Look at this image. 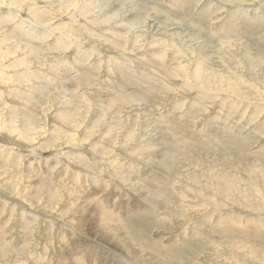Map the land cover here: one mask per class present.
I'll list each match as a JSON object with an SVG mask.
<instances>
[{
  "label": "rangeland",
  "instance_id": "obj_1",
  "mask_svg": "<svg viewBox=\"0 0 264 264\" xmlns=\"http://www.w3.org/2000/svg\"><path fill=\"white\" fill-rule=\"evenodd\" d=\"M263 176L264 0H0V264H264Z\"/></svg>",
  "mask_w": 264,
  "mask_h": 264
},
{
  "label": "bare ground",
  "instance_id": "obj_2",
  "mask_svg": "<svg viewBox=\"0 0 264 264\" xmlns=\"http://www.w3.org/2000/svg\"><path fill=\"white\" fill-rule=\"evenodd\" d=\"M104 1V0H103ZM176 1V0H175ZM132 3V2H131ZM143 3V2H142ZM174 3V2H173ZM103 4V3H102ZM147 4V3H146ZM114 5V4H113ZM145 5V4H144ZM153 5V4H152ZM52 6V5H51ZM106 6V5H105ZM120 6V5H119ZM132 6H133V4H132ZM135 6V5H134ZM46 7V6H45ZM122 7V6H121ZM130 7V6H129ZM137 7V6H136ZM120 8V7H119ZM227 8V7H226ZM104 9V8H103ZM127 9V8H126ZM146 9V8H145ZM68 10V9H67ZM150 11V10H149ZM143 12V11H142ZM145 12V11H144ZM120 13V12H119ZM146 13V12H145ZM142 15V14H141ZM140 15V16H141ZM115 16V15H114ZM20 17V16H19ZM246 17V16H245ZM58 18V17H57ZM136 18V17H135ZM163 18V17H162ZM224 18V17H223ZM113 19V18H112ZM116 19V18H115ZM134 19V18H133ZM139 19V18H138ZM137 19V20H138ZM28 20V19H27ZM144 20V19H143ZM254 20V19H253ZM139 21V20H138ZM147 21V20H146ZM113 22V21H112ZM27 23V22H26ZM142 23V22H141ZM140 23V24H141ZM251 23V22H250ZM145 24V23H144ZM106 25V24H105ZM104 25V26H105ZM124 25V24H123ZM134 25V24H133ZM100 26V25H99ZM38 29V28H37ZM125 29V28H124ZM183 30V29H182ZM48 31V30H47ZM173 31V30H172ZM53 32V31H52ZM185 32V31H184ZM110 33V32H109ZM125 33V32H124ZM111 34V33H110ZM153 34V33H152ZM127 35V34H126ZM124 36V35H123ZM162 36V35H161ZM39 37V36H38ZM61 38V37H60ZM126 39V38H125ZM161 39V38H160ZM65 40V39H64ZM70 40V39H69ZM109 40V39H108ZM159 40V39H158ZM163 40V39H162ZM111 41V40H110ZM137 42V41H136ZM144 42V41H143ZM164 42V41H163ZM174 42H176V41H174ZM109 43V42H108ZM161 43H162V41H161ZM110 44V43H109ZM166 44V43H165ZM255 44V43H254ZM89 45V44H88ZM134 46V45H133ZM261 46V45H260ZM4 47V46H3ZM18 47V46H17ZM127 47H128V45H127ZM184 47V46H183ZM112 49V48H111ZM178 49V48H177ZM207 49V48H206ZM205 49V50H206ZM196 50V49H195ZM210 50V49H209ZM209 52V51H208ZM25 53V52H24ZM248 53V52H247ZM155 54V53H154ZM31 57V56H30ZM148 57H149V55H148ZM11 58V57H10ZM69 58V57H68ZM152 60V59H151ZM195 60V59H194ZM128 61V60H127ZM147 61V60H146ZM156 61V60H155ZM154 61V62H155ZM249 61V60H248ZM160 63V62H159ZM251 63V62H250ZM7 64V63H6ZM143 64V63H142ZM193 71H194V69H193ZM262 72V71H261ZM141 73V72H140ZM246 84V83H245ZM132 85V84H131ZM144 85V84H143ZM230 86V85H229ZM68 88V87H67ZM153 89V88H152ZM84 90V89H83ZM230 90V89H229ZM138 92V91H137ZM230 92V91H229ZM201 93V92H200ZM202 94V93H201ZM207 94V93H206ZM41 95V94H40ZM94 96V95H93ZM235 96V95H234ZM33 98V97H32ZM12 100V99H11ZM227 100V99H226ZM111 101V100H110ZM9 102V101H8ZM103 102V101H102ZM235 103V102H234ZM108 104V103H107ZM255 105V104H254ZM112 110V109H111ZM31 111V110H30ZM100 112V111H99ZM29 113V112H28ZM112 114V113H111ZM138 115V114H137ZM26 118V117H25ZM34 119V118H33ZM108 119V118H107ZM120 119V118H119ZM121 123V122H120ZM74 126V125H73ZM76 127V126H75ZM27 129V128H26ZM137 129V128H136ZM150 130V129H149ZM160 132V131H159ZM146 133V132H145ZM164 135V134H163ZM95 136V135H94ZM147 136H148V134H147ZM159 136V135H158ZM171 136V135H170ZM92 137V136H91ZM163 137V136H162ZM161 138V137H160ZM166 138V137H165ZM171 138V137H170ZM164 139V138H163ZM178 139V138H177ZM68 142V141H67ZM82 143V142H81ZM219 143V142H218ZM37 144V143H36ZM155 144V143H154ZM171 147V146H170ZM30 148V147H29ZM171 150V149H170ZM64 151V150H63ZM124 152V151H123ZM126 152V151H125ZM162 156V155H161ZM166 158V157H165ZM59 159V158H58ZM163 162H165V161H163ZM159 164V163H158ZM163 164V163H162ZM158 168V167H157ZM160 168V167H159ZM161 169V168H160ZM171 173V172H170ZM264 177V176H263ZM220 179H218V181H219ZM234 180V179H233ZM235 180H236V178H235ZM242 181V180H241ZM264 181V180H263ZM144 182V181H143ZM147 182V181H146ZM239 182H240V180H239ZM247 183V182H246ZM264 183V182H263ZM152 184V183H151ZM157 184V183H156ZM156 184H155V186H156ZM217 184H218V182H217ZM225 184H227L226 183V180H224L223 179V181H222V183H220V186L222 185V186H226ZM249 184V183H248ZM247 184V185H248ZM239 185V184H238ZM241 185V184H240ZM259 185V184H258ZM152 186V185H151ZM210 186V185H209ZM219 186V187H220ZM234 186H236V185H234ZM195 187V186H194ZM227 187V186H226ZM145 188V187H144ZM150 188V187H149ZM235 188H237V187H235ZM234 188V189H235ZM137 189V188H136ZM141 189V188H140ZM223 189V188H222ZM233 189V188H232ZM231 189V190H232ZM139 190V189H138ZM218 190V189H217ZM229 190H230V188H229ZM229 190H228V192H229ZM254 190V189H253ZM255 190H257V188L255 189ZM152 191V190H151ZM249 191V190H248ZM251 191V190H250ZM250 191H249V193H247L246 194V196H248V194H250ZM45 192V191H44ZM153 192V191H152ZM156 192H157V189H156ZM208 192H210V191H208ZM225 192V191H224ZM232 192V191H231ZM234 192V191H233ZM239 192V191H238ZM142 193V192H141ZM219 193V192H218ZM40 194V193H39ZM144 194V193H143ZM146 195H147V193H146ZM154 195V194H153ZM158 195V194H157ZM219 195H221V194H219ZM228 195V194H227ZM230 195V194H229ZM238 195V194H237ZM244 195V194H243ZM54 196V195H53ZM197 196V195H196ZM254 196V195H253ZM149 197V196H148ZM232 197V196H231ZM251 197V196H250ZM140 198V197H139ZM155 198V197H154ZM216 198V197H215ZM245 198V197H244ZM143 199V198H142ZM156 200V199H155ZM231 200V199H230ZM250 200V199H249ZM16 201V200H15ZM146 201V200H145ZM251 201H252V198H251V200H250V203H251ZM157 202V201H156ZM229 202V201H228ZM253 202V201H252ZM257 202V201H256ZM29 203V202H28ZM153 204V203H152ZM27 205V204H26ZM54 205V204H53ZM214 205V204H213ZM215 207V206H214ZM96 208V207H95ZM144 208V207H143ZM34 210V209H33ZM84 210V209H83ZM98 210V209H97ZM130 210V209H129ZM223 210H225V209H223ZM75 211H76V209H75ZM96 211V210H95ZM101 212V211H100ZM128 213V212H127ZM136 213V212H135ZM134 213V214H135ZM251 213V212H250ZM218 214V213H217ZM102 216V215H101ZM145 216V215H144ZM249 216V215H248ZM259 216V215H258ZM140 217V216H139ZM231 217V216H230ZM239 217V216H238ZM255 217V218H254ZM253 218H245L246 220H247V223H246V226L244 227V228H240L239 230L241 231L240 233H238V235L241 237V236H243V234L245 233V234H248V235H250V236H253V237H250V238H247V239H244V244L245 243H250V242H252V241H257V240H259V241H264V240H260V239H258V238H255V237H259V238H261V239H264V232H261L260 231V228L261 227H264V224L263 223H261V219L259 218L258 220H257V218H256V216H254ZM262 217V216H261ZM128 218V217H127ZM224 218V217H223ZM237 218V217H236ZM65 219V218H64ZM210 219V218H209ZM239 220H241V218L239 217L238 218ZM243 219V218H242ZM262 219H264V218H262ZM76 220V219H75ZM129 220V219H128ZM137 220H138V223L139 224H141V220H142V218H137ZM226 220H227V218L226 219H223L222 220V223L223 224H221V229H220V234L222 235V237H224V238H232L230 241H228V242H226V240L224 239V241L226 242V245H228V246H234L233 245V243L235 244V243H237V240H236V238L234 237V233H235V228H234V226L232 225L233 224V221L235 220V219H232V217H231V224L230 223H226ZM99 221H101V220H99ZM143 221V220H142ZM264 221V220H263ZM137 222V221H136ZM99 223V222H98ZM101 223V222H100ZM135 223V222H134ZM147 223V222H146ZM257 224V225H251V224ZM103 224V223H102ZM131 224H133L132 223V221H131ZM98 225H100L101 226V224H98ZM98 225H96V226H98ZM112 226V225H111ZM250 226H253V228L256 226V227H258L259 228V231L258 232H255V231H251V230H248L247 229V227H250ZM74 227V226H73ZM109 227V226H108ZM152 227V226H151ZM89 229V228H88ZM96 229V228H95ZM98 229V228H97ZM112 229V228H111ZM116 229V228H115ZM152 229V228H151ZM107 230V229H106ZM264 231V230H263ZM196 232V231H195ZM78 233V232H77ZM80 233V232H79ZM103 233V232H102ZM105 233V232H104ZM120 233V232H119ZM197 233V232H196ZM213 233H217V232H213ZM218 234V233H217ZM256 234H259V235H256ZM94 235V234H93ZM121 235V234H120ZM122 236H123V233H122ZM78 237H79V235H78ZM191 237V236H190ZM210 237V236H209ZM111 240V239H110ZM117 240V239H116ZM192 241V242H191ZM200 241V240H199ZM130 242V241H129ZM196 242V244H199L198 243V241H196V240H194L193 238H190V239H188V240H184L183 242H182V244H179V245H177L175 248H174V250L172 251V252H170L169 251V253H167L168 255H169V257H170V259L171 260H173L174 262H175V264L177 263V264H183L182 263V261H180L179 259H178V257L182 254V253H185V251H187V248H185L184 246H187L188 244H190V243H195ZM205 244H207V241H203ZM107 243V242H106ZM259 243V242H258ZM259 244H261V243H259ZM133 245V244H132ZM188 248H189V245H188ZM133 250V249H132ZM243 250H245V252H244V256L246 257V259L247 260H251V259H257V254L255 253V251H253V249L250 247V248H243ZM258 251V250H257ZM262 251V250H261ZM134 252V251H133ZM179 252H181L180 254H179ZM258 252H260V251H258ZM122 253V252H121ZM248 254V255H247ZM242 256H243V254H241ZM128 256V255H127ZM124 258V257H123ZM261 258V257H260ZM79 259V258H78ZM125 259V258H124ZM136 261H137V259H135ZM133 261V260H132ZM131 261V262H132ZM149 261V260H148ZM156 262V261H155ZM134 263V262H133ZM74 264H76V263H74Z\"/></svg>",
  "mask_w": 264,
  "mask_h": 264
}]
</instances>
